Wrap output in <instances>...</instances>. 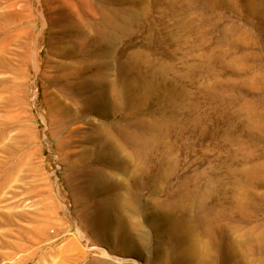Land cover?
Instances as JSON below:
<instances>
[{
  "label": "rangeland",
  "instance_id": "1",
  "mask_svg": "<svg viewBox=\"0 0 264 264\" xmlns=\"http://www.w3.org/2000/svg\"><path fill=\"white\" fill-rule=\"evenodd\" d=\"M0 264H264V0H0Z\"/></svg>",
  "mask_w": 264,
  "mask_h": 264
},
{
  "label": "bare ground",
  "instance_id": "2",
  "mask_svg": "<svg viewBox=\"0 0 264 264\" xmlns=\"http://www.w3.org/2000/svg\"><path fill=\"white\" fill-rule=\"evenodd\" d=\"M248 168H249V167H248ZM250 169H252V168H250ZM257 169H258V168H257ZM252 170H253V169H252ZM250 171H251V170H250ZM248 173H249V171H248ZM248 173H247V174H248ZM245 188H246V187H245ZM241 189H242V188H241ZM246 189H247V188H246ZM246 189H245V190H246ZM198 190H199L198 187H195L194 190H193V192L191 193V199H192L191 202L193 201V199H195V197L197 196V194H199V193H198ZM249 190H250V189H249ZM253 191H254V190H253ZM255 191H256V190H255ZM255 191H254V193H255ZM243 192H244V191H243ZM246 192H247V191H246ZM255 194H256V193H255ZM240 195H241V194H240ZM256 195H258V194H256ZM249 196H250V195H249ZM199 199H200V198H199ZM241 200H242V199H239V201H241ZM204 202H205V201H204ZM242 202H243V201H242ZM238 203H240V202H238ZM238 203H237V204H238ZM240 204H241V203H240ZM240 204H238V205H240ZM223 205H224V204H223ZM241 205H242V204H241ZM189 206H190V204H189ZM189 206H188L187 208H189ZM191 206H192V205H191ZM198 206H199V205H198ZM241 207H242V206H241ZM179 208H180V207H179ZM191 208H193V207H191ZM198 208H199V207H197V209H198ZM180 209H181V208H180ZM182 209H183V208H182ZM239 209H240V208H239ZM177 210H179V209H177ZM193 210H194V209H193ZM229 210H230V209H229ZM179 211H180V210H179ZM182 211H183V210H182ZM185 211H187V210H185ZM190 211H191V210H189V211H187V212H190ZM199 211H200V210H199ZM230 211H231V210H230ZM245 211H246V208H245ZM183 212H184V211H183ZM195 212H197V211H195ZM226 212L229 213L228 210H227ZM231 212H232V211H231ZM231 212H230V213H231ZM184 213H185V212H184ZM198 213H199V212H198ZM205 213H206V212H205ZM202 214H203V213H202ZM202 214H201V215H202ZM242 214H243V213H242ZM228 215H229V214H228ZM245 215H246V214H245ZM245 215H244V217H245ZM197 216H198V215H197ZM202 216H204V214H203ZM226 216H227V215H226ZM231 216H232V215H231ZM247 216H248V215H247ZM247 216H246V217H247ZM211 217H212V216H211ZM233 217H234V216H233ZM197 218H198V217H196V219H197ZM199 218H201V216H199ZM206 218H207V217H206ZM208 218H209V217H208ZM213 218H214V217H213ZM196 219H194V221H193L194 223L196 222V221H195ZM233 219H234V218H233ZM235 219H236V217H235ZM244 219H245V218H243L242 220H244ZM192 220H193V219H192ZM197 220H198V219H197ZM208 220H209L208 222L211 221L210 218H209ZM213 220H214V221H215V220L217 221V219H215V218H214ZM236 220H237V219H236ZM199 221H200V219H199ZM199 221H198L197 223H199ZM231 221H232V220H231ZM233 221H234V220H233ZM238 221H239V220H238ZM193 222L191 221V225H190V228H189V229H193ZM211 222H212V221H211ZM211 222H210V223H211ZM217 222H218V221H217ZM197 223H195V224H197ZM200 223H201V221H200ZM202 223H203V222H202ZM206 223H207V219H206ZM206 223H205L204 226H206ZM210 223H209V225H211ZM234 223H235V222H234ZM212 224H213V222H212ZM198 225H199V224H198ZM201 225H203V224H201ZM209 225H208V226H209ZM216 225H217V223H216ZM222 225H223V224H222ZM222 225H221V226H222ZM225 225H226V224H225ZM229 225H230V224H229ZM229 225H226V226H229ZM232 225H233V224H232ZM199 226H200V225H199ZM199 226H198V227H199ZM204 226H203V227H204ZM194 227H195V226H194ZM196 227H197V226H196ZM200 227H201V226H200ZM216 227H217V226H216ZM206 228H207V227H206ZM209 228H210V227H209ZM220 228H221V227H220ZM207 229H208V228H207ZM222 229H223V228H222ZM222 229H221V230H222ZM211 230L213 231V230H215V229H211ZM211 230H210V231H211ZM225 230H226V229H224V231H225ZM228 230H229V229H228ZM226 231H227V230H226ZM204 232H206V231H204ZM208 232H209V230H208ZM217 232H218V231H217ZM227 232H228V231H227ZM212 233H213V232H212ZM224 233H226V232H224ZM224 233H223V234H224ZM228 234H229V232H228ZM261 236H262V235H261ZM221 237H222V236H221ZM199 238H200V236H199ZM207 238H209V237H207ZM213 238H214V237H213ZM209 239H210V238H209ZM216 239H217V238H216ZM255 239H256V238H255ZM200 240H201V239H200ZM260 240H261V238H260ZM218 241H219V240H218ZM218 241H217V242H218ZM211 242H212V241H211ZM211 242H210V244H211ZM217 244H218V243H217ZM219 244H221V243H219ZM213 246H214V245H213ZM211 247H212V244H211ZM215 247H216V246H215ZM217 247H218V246H217ZM217 247H216V248H217ZM219 248H220V247H219ZM206 251H207V250H206ZM209 251H210V250H209ZM213 251H214V250H213ZM213 251H212V252H213ZM207 253H208V252H207ZM212 254H213V253H212ZM204 255H205V254H204ZM208 255L211 256V253H208ZM208 255H207V257H209Z\"/></svg>",
  "mask_w": 264,
  "mask_h": 264
}]
</instances>
